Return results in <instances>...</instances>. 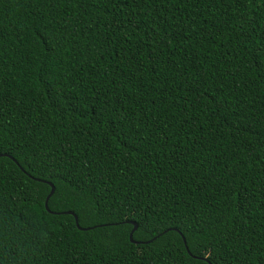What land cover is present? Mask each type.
Instances as JSON below:
<instances>
[{"label": "trees", "instance_id": "obj_1", "mask_svg": "<svg viewBox=\"0 0 264 264\" xmlns=\"http://www.w3.org/2000/svg\"><path fill=\"white\" fill-rule=\"evenodd\" d=\"M0 264H264V0H0Z\"/></svg>", "mask_w": 264, "mask_h": 264}, {"label": "water", "instance_id": "obj_2", "mask_svg": "<svg viewBox=\"0 0 264 264\" xmlns=\"http://www.w3.org/2000/svg\"><path fill=\"white\" fill-rule=\"evenodd\" d=\"M50 187H51L50 188V192H49V194L47 195V197H46V199L44 201V207H45L46 210H48V206H47L48 199H49V197L52 195V193L54 191L53 185L50 184ZM69 213H71V212H69ZM75 221H76V217H75ZM131 223L133 224V228H132L131 232L129 233V240L133 242V240H132V232L135 230L136 224L134 222H131ZM76 225H77V221H76Z\"/></svg>", "mask_w": 264, "mask_h": 264}, {"label": "snow or ice", "instance_id": "obj_3", "mask_svg": "<svg viewBox=\"0 0 264 264\" xmlns=\"http://www.w3.org/2000/svg\"><path fill=\"white\" fill-rule=\"evenodd\" d=\"M71 194V193H70ZM146 224H147V221H146ZM154 230V229H153Z\"/></svg>", "mask_w": 264, "mask_h": 264}]
</instances>
